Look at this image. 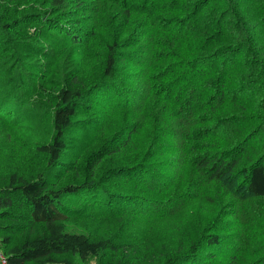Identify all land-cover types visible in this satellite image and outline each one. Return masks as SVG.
I'll list each match as a JSON object with an SVG mask.
<instances>
[{"label": "trees", "instance_id": "16d2710c", "mask_svg": "<svg viewBox=\"0 0 264 264\" xmlns=\"http://www.w3.org/2000/svg\"><path fill=\"white\" fill-rule=\"evenodd\" d=\"M50 5L62 20L26 8L11 20L18 27L7 31L9 21L0 19V55L12 56L0 59V118L18 126L22 114L32 111L27 100L33 89L53 91L46 113L53 135L38 145L48 170L32 179L10 173L0 186V219L18 201L29 222L23 228L12 223L7 232L42 223L45 233L18 241L2 236L5 264H95L107 254L112 264H264V0ZM31 25L40 28L29 42L12 35ZM90 45L100 46L101 63L82 76L86 56L77 61L80 51L74 49ZM59 56L62 64L54 66L52 58ZM83 107H99L101 128L113 121L111 114L121 116L120 131L109 139L113 152H137L141 147L131 144L142 136V158L111 168L130 171L135 189L117 193L87 177L78 184L53 179L67 161L69 135L92 128ZM91 156L98 158V151L84 158ZM69 196L98 199L86 213L107 210L104 216L126 223L124 233L115 235L120 239L67 231L62 221L73 215ZM186 199L212 209L195 213V234L156 248L153 222L175 216Z\"/></svg>", "mask_w": 264, "mask_h": 264}, {"label": "rangeland", "instance_id": "374dc122", "mask_svg": "<svg viewBox=\"0 0 264 264\" xmlns=\"http://www.w3.org/2000/svg\"><path fill=\"white\" fill-rule=\"evenodd\" d=\"M50 1L51 0H0V19H3L4 22L9 21L8 24L10 27L7 31H9L13 25L16 27L18 24L17 21H11L13 18H19L28 13L25 10L26 8L29 9V12H36L34 16L45 17L49 14L55 17V19L62 20L59 15H56V9L51 7ZM39 28L40 27H36L35 25L25 26L18 30L15 28V32L12 33V35L16 34L17 38L21 39L22 43H27L32 40ZM8 39H11V36ZM2 41L3 35L0 34V44ZM74 51H80V54L75 56L77 61L80 60L81 54L86 56V60L83 62V69L80 70L82 76H87L100 66L102 57H100V54L97 55V51L100 52V46L90 45L86 50L83 47H78L75 48ZM10 58H12V56L0 55L1 60ZM60 59V56L52 58L55 64L54 66L62 64ZM11 64L13 65L14 62ZM54 66L52 70L56 69ZM13 74L14 77L16 76L19 80L21 70L17 68ZM52 77L55 78V73H53ZM12 83L16 85V79L13 80ZM39 90L42 89H33L35 95H32L27 100V103H29L28 108L32 111H26L22 114L18 126L17 124H11L9 117L0 118V186L5 185L10 173H16L25 178L31 177L32 179L36 174H44L48 170L47 156L38 149V145L48 143L53 135L50 129L49 117L46 115L49 107L47 100L50 94H53V91L43 92V90ZM84 108L85 107L81 110V112L84 111V115H80H90L92 128L90 127L83 132L79 131L73 136L72 134L69 135V137L73 138L70 140V143L68 142L67 148L65 149L68 153L66 158L67 161L58 171L57 175H60V177L56 176L53 179L57 180L59 178L58 183L61 184L68 181L78 184L87 177L88 180L97 182L101 188L117 193L135 189V187L132 186L133 176L130 171L111 173V168L131 166L142 158L144 153V149L142 150V148L145 146L144 142H142V136L131 144L136 146L135 150L141 147L137 152L132 153V151L123 150L122 148L117 152H113L109 150L112 147L109 139L112 138L116 131H120V128H117V126L119 125L121 116L119 114H111L110 117L113 121L111 123L108 121V123L101 128V126L98 127L97 124V122H102L103 117L101 116L103 113L99 110V107L92 108L90 111H85ZM97 118H99V121H97ZM96 150L98 151V158L95 156L84 158L88 153L91 154ZM96 159H98V161H96ZM94 163H96V165L94 166V173L91 176L89 168H91V165ZM199 190V188H196V191ZM70 197L71 196L68 198ZM14 202L15 204H13L10 214L6 215V218L0 219V238L5 234H10L12 238H14V241H18L25 234H30L31 236L44 234L45 228L42 223H33L30 229L26 228L16 233L7 232L9 227H12V223L21 224L19 228H23L26 223H29L24 217V214L21 216L22 213H25L23 207L18 205V201ZM68 203H70L73 209V215L62 221L67 231L83 232L92 237H115V240L120 239L117 237H120V234L124 233V226L127 224L125 223L122 226V224L114 218L104 216V212L106 215L109 211L106 210L99 216L86 213L91 204L97 205L99 203L98 199L89 198L81 201L80 198L77 199L75 196L74 198L71 197ZM180 203V207H182L175 216L161 222H153L154 229L151 235L156 243V248L162 246V244L167 242L170 238L174 246H177L179 235H186L189 237L195 234L193 231L197 229L196 222L199 221L195 213L202 215L208 213V211L212 209V205L208 206L204 201L200 203L197 202L196 205L194 199L188 201L186 199ZM115 235H117V237ZM1 249L0 247V250ZM153 249L154 248H151L150 250L152 251ZM104 259H101L100 263L94 260L95 264H112L114 262L109 254H107ZM94 261L92 260L91 263ZM142 264H146V261L142 262Z\"/></svg>", "mask_w": 264, "mask_h": 264}, {"label": "built area", "instance_id": "2783aa9c", "mask_svg": "<svg viewBox=\"0 0 264 264\" xmlns=\"http://www.w3.org/2000/svg\"><path fill=\"white\" fill-rule=\"evenodd\" d=\"M6 259L5 257L2 255L1 251H0V264H5Z\"/></svg>", "mask_w": 264, "mask_h": 264}, {"label": "bare ground", "instance_id": "6f19581e", "mask_svg": "<svg viewBox=\"0 0 264 264\" xmlns=\"http://www.w3.org/2000/svg\"><path fill=\"white\" fill-rule=\"evenodd\" d=\"M129 97V96H128Z\"/></svg>", "mask_w": 264, "mask_h": 264}]
</instances>
